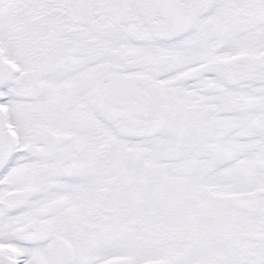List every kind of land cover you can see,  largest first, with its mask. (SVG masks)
<instances>
[{
  "label": "snow or ice",
  "instance_id": "6c2138e0",
  "mask_svg": "<svg viewBox=\"0 0 264 264\" xmlns=\"http://www.w3.org/2000/svg\"><path fill=\"white\" fill-rule=\"evenodd\" d=\"M0 264H264V0H0Z\"/></svg>",
  "mask_w": 264,
  "mask_h": 264
}]
</instances>
